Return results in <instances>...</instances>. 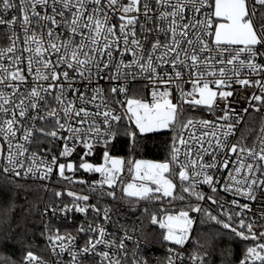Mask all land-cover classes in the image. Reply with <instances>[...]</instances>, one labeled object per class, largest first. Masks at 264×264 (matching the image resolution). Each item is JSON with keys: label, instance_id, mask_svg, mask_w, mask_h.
Instances as JSON below:
<instances>
[{"label": "snow or ice", "instance_id": "1", "mask_svg": "<svg viewBox=\"0 0 264 264\" xmlns=\"http://www.w3.org/2000/svg\"><path fill=\"white\" fill-rule=\"evenodd\" d=\"M38 8L44 9L43 15ZM9 10H17L20 15L5 18ZM141 16L144 23L140 21ZM114 18L116 23H113ZM153 20L155 29L148 28L146 25ZM0 25L7 26L13 33L9 37L10 45L0 49V85L11 89L10 93L0 90V159L5 162L0 170L3 173L19 177L23 172L26 177L47 180L56 169L61 178L71 179L65 176V171H75L73 163H59L56 155L48 160L39 152L29 150L31 144L38 142L36 133L53 140L63 139L65 143L59 154L62 157L70 156L76 143L87 150L84 156L92 155L97 144L102 143L107 148L119 135V124L124 117L114 114L102 87H91L94 78L120 81L131 76L134 80L146 74L153 83L157 80L164 84L175 83L179 95L173 96V91L165 88L163 91L153 89L150 100L127 99V119L134 128L126 129L125 134L135 144L137 137L179 126L181 131L173 137L169 159L126 161L105 150L103 163L96 165L82 159L80 169L99 173L101 187H121L124 196L137 200H183L184 195L177 197L178 187L182 193L204 200V194L196 189L203 184L212 186L213 192L217 190L218 181L209 171L229 168L230 157L223 160L222 165L216 162L217 150L222 154L227 148L236 155V160L232 161L234 167L228 172L224 190L234 189L255 200V188H264V180L256 177L264 166V135L257 137L258 144L252 147L240 141L230 147L227 144L228 137L243 119L234 109L222 110L224 115L218 118L220 120L232 121L235 116L234 122L226 125L180 118L183 105L213 110L217 100L227 101L233 96V92L226 89L234 84L260 88L262 94L253 93L251 100L264 104V79H249L251 75L264 73V0H19V3L0 0ZM16 25L23 32V48L19 46ZM137 26L144 34L143 40L137 37ZM151 33H155L154 39ZM5 58L9 61L7 65L2 62ZM25 63L26 68L21 67ZM164 65H168L171 75ZM161 70L164 77L159 74ZM29 76L31 84L26 92H21V88L29 84ZM77 78L83 87L90 89L91 96L73 86ZM182 83L190 84V90L181 87ZM109 91L119 95L126 94L128 89L111 87ZM68 93L74 99H69ZM49 98L55 102V107ZM251 100L249 107H254ZM89 104L94 105L95 111L88 109ZM41 112L44 115H40ZM243 112L247 113L248 108ZM25 120L31 122L30 127L25 126ZM37 120L50 123L51 130L37 127ZM197 126L211 131H203L200 136L193 131L185 139L183 131L195 130ZM62 132L68 135L62 136ZM67 141L74 142L72 147ZM180 146L184 148L183 160ZM205 157H211V162ZM249 159L251 163L247 162ZM125 170L128 181L124 180ZM68 195L76 200L89 199L73 192ZM106 195L116 198L115 190ZM207 199L218 203L211 196ZM232 203L237 204V201ZM237 206L241 209L237 216L244 209L251 211L247 204ZM76 210L84 213L88 209L77 206ZM191 211L200 212L201 208L195 206ZM211 218L241 239L257 242L247 248L241 264H264V242H261L264 232L257 235L253 224L243 219L238 221V227L244 231H239L230 222L220 221L215 216ZM105 219H108L107 210ZM232 219V215L227 214V220ZM193 222L189 212L184 210L167 215L163 220L152 216L153 224L159 223L167 230L164 239L180 246L188 239ZM89 229L98 233L99 238H89L85 247L78 253L73 252L72 264H76L78 256L86 254H98L102 264H121L109 252L96 253L97 245L105 244V228L89 225ZM74 239L58 231L49 236L53 250L59 248L60 253L66 251ZM117 247L124 249L123 240ZM38 259L32 252L25 257L27 264H35ZM192 259L203 264L200 256ZM169 264L174 262L170 259Z\"/></svg>", "mask_w": 264, "mask_h": 264}, {"label": "built area", "instance_id": "2", "mask_svg": "<svg viewBox=\"0 0 264 264\" xmlns=\"http://www.w3.org/2000/svg\"><path fill=\"white\" fill-rule=\"evenodd\" d=\"M19 3V0H16ZM153 7L155 8V4L153 3ZM41 15L44 14V9L38 8ZM49 12L51 9L48 10ZM16 15L19 16L20 13L17 10H9L8 14L5 18H10V16ZM149 15H153V13H149ZM59 19V17H57ZM141 23H144V17L140 18ZM117 21L113 20V23ZM51 27V25H49ZM148 28L155 29L156 22L153 20L152 23H148L146 25ZM16 34L19 36V46L23 48V32L19 28V25L15 26ZM39 31V29H37ZM59 31V30H58ZM12 30L7 26L0 25V49L7 48L10 45L9 37L12 36ZM143 33L140 32L139 26H137V37L143 40ZM153 39L155 38V33L149 34ZM11 55V54H10ZM27 56V53H25ZM131 59V55L128 56ZM5 65L9 63L8 59L5 58L2 61ZM21 67L26 68V63L21 65ZM164 69L168 71V74L171 75V71L168 65H164ZM63 70V69H61ZM160 76L164 77L165 73L163 70L160 71ZM107 75V73H105ZM185 79H187V74H185ZM251 80L264 79V73L260 75H251L249 77ZM29 84L25 85L21 88V92H26L29 85L31 84V76L28 77ZM47 85V82H42ZM64 83H67L66 81ZM75 88L80 89V91H86L88 96L92 95L90 89H86L82 86L81 81L77 78L74 81ZM100 86L104 89L105 96L108 98V104L111 108L114 109V114L121 115L124 118L120 121L119 131L121 124L124 120H127L126 113V100L129 98L141 99V100H150L151 99V91L153 89H157L163 91L165 88H169L173 91V96H178L179 91L176 88L175 83L164 84L157 80L155 83L146 78L145 75H138L136 79H132L131 76L126 79H122L120 81H109L107 79H99L96 80L94 78L93 84L91 87ZM126 87L128 89L126 94L113 95L110 93L109 89L111 87ZM181 87L185 90H190L191 85L187 83H182ZM0 90L5 91L6 93H10V88H5L3 85H0ZM233 92V96L229 97L227 101L217 100V105L214 106L213 110L205 109V107H195L200 109L203 112V115L194 118L195 120H208L220 124H227L229 122H234L235 116H233L232 121H225L218 119L219 117L224 115L223 109L235 110L236 114H239L243 117L242 121L236 126L234 130V134L228 137L227 144L230 147L232 144L237 143L238 141L245 144L246 140L241 137V129L244 124L246 117L250 112H255L259 115V126L256 135L253 138L252 143L248 147H252L254 144H258L257 137L264 135V132L261 130L264 129V104H261L258 101L251 100V96L253 93L256 95H261L260 88L256 86L249 87H241L240 85L234 84L230 89ZM69 99H74L71 93H68ZM251 100V104L254 107H249V101ZM50 103L53 107H55V102L51 101ZM18 102V98L16 100ZM174 103L177 101L174 100ZM99 103V100L97 101ZM90 111H95L94 105H87ZM248 108V112H243L244 108ZM255 108H259L260 111H256ZM35 114V113H30ZM40 115H44V112H41ZM19 119V117H17ZM25 126L30 127L31 122L25 120L23 122ZM37 127H45L51 130L52 125L46 121L37 120ZM131 123V122H130ZM132 124V123H131ZM167 130V129H165ZM195 131L196 136H200L203 131H211V129H201L199 126L194 130L192 128L186 129L183 131L184 138L187 139L189 134ZM20 133H18L19 137ZM62 136L68 135L67 132H62ZM36 137L38 139L37 143H33L29 146L30 151L39 152L42 157L51 160L53 155L58 157L59 163H73L75 165V171H65V176L70 177L71 179L61 178L58 174V170L54 169L52 175L47 180H40L32 176H25L23 172L21 176L16 177L11 174H7L10 177L20 179V180H30V181H40L43 183L47 198L43 201L40 207V217L43 224V242L46 248L45 254H37L39 259L35 264H72V253L79 252L80 249L86 246L89 238L93 240L98 239V233L93 232L89 229V225L92 228L103 227L106 230V235L104 237L105 244L97 245L96 253L109 252L110 256L114 259H119L121 264H169V260L171 259L174 264H200V261H193V256H199L197 252L192 253L188 249L192 241L193 232L196 226L197 219L199 217L200 212H192L188 210L189 215L193 218V225L191 227V231L189 233L188 239L186 240L183 246L180 245H172L168 247L164 253L158 252L157 248L149 243L141 234L140 229L136 227V223L129 219L127 215H125L120 208L111 205V203L106 202L105 198L103 199L100 196L92 197L90 194L86 193V190L89 191H97L106 194L108 191L115 190L116 198L124 197L129 198L123 195L121 187H117L115 189H110L107 185L101 187L100 181L102 177L99 173L94 172H86L83 169L79 168V164L83 160H86L90 163L99 165L103 163V152L105 150L109 151L110 155L122 158L124 160H128L125 156H117L109 148H105L102 143L97 144L93 150V154L89 156H84V152L87 150L82 147L80 143H76L73 153L68 157L60 156V152L63 149L65 141L63 139L53 140L51 137H42L39 133H36ZM117 138V137H116ZM116 138L111 142L113 143ZM211 139V137H209ZM223 139V137H221ZM2 142V141H0ZM69 147H72L73 141H67ZM246 145V144H245ZM179 146V145H178ZM247 146V145H246ZM181 147V156L180 159L183 160V152L184 148ZM207 147V144H205ZM217 159L216 162L218 165H222L223 160L228 159L230 157L229 168L223 169L222 167H218L217 169H212L209 171V174L213 175L214 178L218 181L215 184L216 191L213 192L211 190L212 186L209 185H200L197 189H200L204 192L205 197L211 196L215 199L216 195H219L221 199L219 200L220 204H225L226 207L231 211L237 221L243 219L247 222L250 218H259L264 219V188L256 187L255 188V200H250L246 196L238 194L234 189L231 191L224 190V185L227 181L228 172L231 170L234 165L232 161L236 160V155L228 152V149L225 148L222 154L220 150H217ZM195 154V153H194ZM206 160L211 162V157H205ZM2 165L5 163L2 159ZM151 161V160H149ZM155 162V161H153ZM247 162L251 163L252 160L249 159ZM264 166L261 167V172L256 173V177L258 180H264ZM124 180H129V175L127 170L123 173ZM83 181V183L81 182ZM238 187L246 188V185H239ZM61 193L60 196H57L56 193ZM68 192H73L78 196H88L89 199L87 201L84 200H76L74 196H69ZM233 201H237L238 205L247 204L251 211L248 209H244L240 216L236 214L241 212L240 207L237 204H233ZM87 207V212H79L76 210V207ZM203 204L200 206L202 210ZM98 209V211H97ZM105 210H107L108 219H105ZM159 220H162V217L154 214ZM152 222V220H151ZM153 224V223H152ZM161 230H165L159 226V223L154 224ZM81 228H84L85 231H80ZM58 233L62 236H71L75 239L68 246V249L63 253H60L59 248L53 250L49 236L55 233ZM130 237V239H129ZM121 240L124 242V249H120L117 245L120 244ZM67 243V242H66ZM26 257V256H25ZM25 257L22 261V264H27ZM76 264H102V258L98 254H86L80 255L77 257ZM106 264V262H103Z\"/></svg>", "mask_w": 264, "mask_h": 264}, {"label": "trees", "instance_id": "3", "mask_svg": "<svg viewBox=\"0 0 264 264\" xmlns=\"http://www.w3.org/2000/svg\"><path fill=\"white\" fill-rule=\"evenodd\" d=\"M203 115L200 109L183 105L181 120L198 118ZM259 115L250 112L241 129V137L249 146L257 133ZM134 128L127 120L121 124L119 135L109 148L117 156H125L128 160H151L163 162L169 159L173 137L180 133L179 126L168 130L149 134L147 137H137L135 144L125 134L126 129ZM0 166L2 161L0 159ZM199 192H204L196 189ZM92 197L100 196L106 202L118 207L135 222L142 236L158 252H163L170 246L163 238V230L152 224V216L157 214L179 213L191 210L192 207L202 206L192 236V243L188 247L192 253L197 252L203 258V264H241L248 247L255 245L253 240H243L230 229L223 228L211 217L230 222L239 231L238 221L225 204H220L221 197L216 195L218 203L211 200H197L194 196L182 193L178 187L177 197L184 195V199L175 200H137L136 198L119 197L113 199L104 193L86 190ZM205 196V195H204ZM47 198L46 190L40 181L20 180L8 176L0 170V264H22L28 252L45 254L43 242V224L40 217V207ZM210 213L211 215H208ZM231 214L232 221L227 220ZM246 223L253 224V231L259 235L264 232V219L250 218ZM264 238L261 239V242ZM188 264H191L188 262ZM201 264V261H200Z\"/></svg>", "mask_w": 264, "mask_h": 264}, {"label": "rangeland", "instance_id": "4", "mask_svg": "<svg viewBox=\"0 0 264 264\" xmlns=\"http://www.w3.org/2000/svg\"><path fill=\"white\" fill-rule=\"evenodd\" d=\"M205 109H207L206 107H205ZM165 130V129H164ZM164 130H161V131H164ZM168 130V129H167ZM175 215V214H178V213H167V214H162V220L167 216V215ZM166 229L165 230H163V238H164V235L166 234ZM165 240V239H164ZM166 241V240H165ZM168 244H171V245H176L175 243H173V242H171V241H166ZM262 242H264V241H262ZM178 246V245H177Z\"/></svg>", "mask_w": 264, "mask_h": 264}]
</instances>
